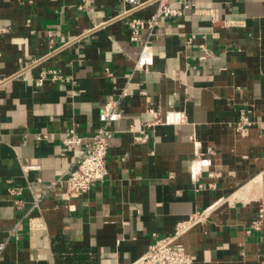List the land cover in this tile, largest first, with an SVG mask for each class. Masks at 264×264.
Returning <instances> with one entry per match:
<instances>
[{
    "label": "crops",
    "instance_id": "1",
    "mask_svg": "<svg viewBox=\"0 0 264 264\" xmlns=\"http://www.w3.org/2000/svg\"><path fill=\"white\" fill-rule=\"evenodd\" d=\"M192 1L132 42L128 18L157 2L0 0V264H139L156 237L206 209L181 237L197 264H264V220L250 228L264 208V0ZM145 41L154 61L143 74L133 68ZM49 68L68 80L38 85ZM124 86L106 179L69 200L62 183L47 190L78 153L63 154L68 124L93 134ZM243 106L246 136L234 127ZM153 109L162 121L135 141Z\"/></svg>",
    "mask_w": 264,
    "mask_h": 264
},
{
    "label": "built area",
    "instance_id": "2",
    "mask_svg": "<svg viewBox=\"0 0 264 264\" xmlns=\"http://www.w3.org/2000/svg\"><path fill=\"white\" fill-rule=\"evenodd\" d=\"M33 3L34 0H28ZM133 4L130 10L139 8L140 6L157 2V9L148 17L132 16L128 18L127 25L129 30V39L132 42L141 40V32L144 28L153 30L160 21V18L177 17L184 13V10L193 6L192 0H123ZM126 13L128 14L129 11ZM216 21V17L213 18ZM5 28H0V32ZM208 53V50H206ZM154 55L151 44L145 41L142 44L139 57L135 63L133 71H140L143 74L149 71L153 64ZM109 76L113 73L109 67L106 68ZM133 72L127 74V82L132 78ZM46 79L67 81L68 78L61 73L57 68H49L41 72L37 80V84L41 85ZM128 94L127 87L116 88V95L110 98L99 112L100 125L96 131L86 136L79 130L80 124L76 120H71L68 124L63 136L61 138L64 146L63 154L67 155L71 152L73 160L71 161L70 168L64 176L49 183L47 190L53 189L58 183H62L65 187L64 198L69 200L73 197H78L89 190H91L99 182H103L108 173V153L109 141L114 134L112 128L113 121L119 119L122 114V102ZM153 120L146 123V126L137 131L134 138L135 141L143 142L149 138L147 127H151L162 121L161 113L157 109L152 110ZM254 123L251 112L246 106L240 107L239 116L234 123L236 131L241 136H246L249 133L250 126ZM49 132H37L36 139L38 142L47 140ZM29 170V168H25ZM202 184H198L201 188ZM7 190L14 196V202L17 207L23 204L21 194L22 190L19 187L8 186ZM46 196V191L38 193L35 199V205ZM210 209L198 211L195 213L193 220L187 224L180 223L173 234L156 237L155 240L149 245L148 251L139 264H197V256L188 251L185 242L181 237L192 228L200 219L209 214ZM264 220V208L259 209L258 217L252 221L250 228H260ZM30 225L32 228H41L43 225L40 222L31 220ZM7 245L6 239H0V254L4 251Z\"/></svg>",
    "mask_w": 264,
    "mask_h": 264
}]
</instances>
